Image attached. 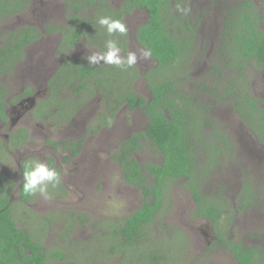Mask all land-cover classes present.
<instances>
[{
    "label": "rangeland",
    "instance_id": "374dc122",
    "mask_svg": "<svg viewBox=\"0 0 264 264\" xmlns=\"http://www.w3.org/2000/svg\"><path fill=\"white\" fill-rule=\"evenodd\" d=\"M108 1L112 8H116L123 0ZM189 1V9L194 12L193 17L201 11L204 12V15L198 26L199 42L195 55L187 63L188 67L191 66V75L189 74L187 79L182 78L180 86L192 98L200 100L204 105H210L211 100L208 94L195 85L202 83L203 86L205 81L207 85L211 78L207 74L209 62H213V49L214 45L218 44L220 19L224 15V10L219 5H212L210 0ZM251 1L258 10L264 9V0ZM64 2L65 0H28L29 4L26 9L7 15L0 20V33L10 30L8 27L18 25H32L42 33L47 27L56 24L57 30H59L67 23ZM128 19L129 27L134 28L139 22L141 24L147 19V13L145 10L136 9L125 20ZM85 26L89 38L98 42L101 48L105 47L107 40H116L117 38L109 36L98 22L92 21ZM129 27V34H131L133 30ZM260 28L264 30V24L261 23ZM59 38V32L49 33L29 44L26 48V56H28L17 64L15 68L18 70L17 73L13 72V74H17L15 83L12 81V76L2 77V83H5L4 86L11 98H14L21 88L29 85V77L35 78L39 92L35 98V106L39 100L44 102L42 103L44 109H42L45 112V117L42 116V113L41 119H33L31 117L32 110L27 112L25 116L30 114L29 117H31L26 123L29 126V143L17 153H0V178L5 185H15L16 180L21 178L18 172L20 156L30 161L31 164L43 162L58 172L63 185L61 194L49 193L50 196L47 199L39 193L33 195L29 206L20 207L18 213H22L21 209L26 210L25 212L29 209L35 216L28 217L26 221L20 217L21 220L17 221L18 217H16V222L29 230H35L38 234H42L40 242L45 248L47 256L53 251H59L62 258L66 254L64 260L50 259L46 264H74L70 262L72 257L89 256L98 248H106L109 239V233L108 231L106 233V230L112 224L121 225L129 213L135 211L143 203L140 191L122 179L123 170L112 158V155L121 145L123 138L126 139L133 132H143L148 117L142 108L129 110L127 105L123 104L115 117H112L113 123L111 121L105 124V127L100 128L98 116L105 111L107 105L97 89L91 92L92 83L97 78L102 79L105 82V88L112 89L119 97V92L128 87L135 76V69H137L138 74L131 82V87L139 95L149 97L147 79L143 73L151 65L152 59L142 55L146 52L143 47L135 42L129 43L126 46L125 54H120V56L126 59L130 52L135 53L137 55V62L133 66L135 69L107 65L104 67V71L103 69L95 70L88 90L80 95L64 91V95L59 93L58 96L50 97L47 88L45 89L44 78L51 77L58 69L59 63H62L66 57L81 59L88 63L86 56L102 53L92 43L85 42V39H80L73 49L62 52L60 51ZM200 44H206L205 49ZM102 64L104 62L101 61L95 65L103 66ZM247 67L246 73L251 86V96L260 98L259 105L264 108V67L260 68L253 62L248 63ZM30 68L34 69L36 76H25L23 70ZM166 73V69H163L151 74V78L159 79ZM17 79H20L21 82L17 83ZM67 96L71 100L64 103ZM210 116H212L216 127L223 126L234 144L231 142L233 157L225 159L222 156L210 174L207 173L203 181L205 192L214 194L219 191L223 197L221 204H224V200L227 201L230 210L234 212L227 224L225 222L222 225V228L225 229V238L245 245L264 247V150L261 148L260 142L251 135L252 130L250 131L249 125L238 114L233 113L229 105L221 103L214 106L212 111L210 110ZM105 120H107V115L103 113L100 121ZM206 127L210 126L207 124ZM77 138L82 139L81 151L76 156L69 157L67 151L62 148V141L74 142ZM52 143H56V145ZM202 145L208 152V156L211 157L214 152L205 143ZM239 145L242 148L240 151H238ZM229 151L230 149L227 154ZM134 155L142 166L145 163L161 161L160 152L142 139ZM72 167H75L74 171H71ZM61 170H63L62 174ZM199 173L200 170L197 167L194 178L198 177ZM244 178L258 189L259 201L255 204L253 200L250 207L242 210L239 209V194ZM148 180L150 182V177ZM170 187V194L164 202L163 215L152 224L151 229L155 232V230L159 231L165 227L164 233L167 235L170 230L176 228L186 236L189 242L185 251L181 247L182 243L176 244L177 254L183 253V256L178 259V264H238L225 246L215 244L216 237L213 235L214 227L211 223L193 215L195 203L182 183L175 181L170 184ZM48 190L54 192L53 187ZM16 197L15 192L12 198ZM51 210L57 212H54V218L42 221L43 216L48 215ZM61 211L66 214L62 216ZM69 212H76V216H71L75 223L67 233V229L64 228L69 227L71 220L68 216ZM23 215L25 216L27 213ZM80 217L84 220L78 219ZM103 220H106L107 226L101 225ZM116 263V258H112L106 263L97 261L91 264Z\"/></svg>",
    "mask_w": 264,
    "mask_h": 264
},
{
    "label": "trees",
    "instance_id": "16d2710c",
    "mask_svg": "<svg viewBox=\"0 0 264 264\" xmlns=\"http://www.w3.org/2000/svg\"><path fill=\"white\" fill-rule=\"evenodd\" d=\"M210 3L219 5L224 10V15L220 19L218 44L214 45L212 55L213 62H209L207 74L211 78L207 85L206 81L203 86L202 83L195 85L202 88L211 100L210 105H204L200 100L189 96L180 86L182 78L189 77L191 66L188 67L187 63L195 55L199 42L198 26L204 15L201 11L193 17L194 12L189 9L190 1L123 0L117 8H112L108 0H65L69 11L67 23L59 29L60 51H68L81 39L84 32L85 40L90 39L85 24L92 21L97 23L101 16L121 20L123 13L140 8L146 11L147 19L137 27L135 35L156 62L145 74L152 92L150 99L137 95L130 87L120 91L118 97L112 89L105 88V82L100 78L92 83L91 92L97 89L104 97V103L111 106L106 109L109 118L105 121H100L101 117L98 118V126L110 123L112 116H109V111L113 113L124 101L130 108L143 107L148 117L143 132L133 133L132 138L122 142L120 155H112L123 168L125 182L138 187L145 201L141 207L128 215L121 225L112 224L109 245L107 244L105 250L92 252L98 256L95 257L97 260L104 257L102 260L105 262L116 258L117 264H178V259L183 253L177 254L176 247L179 243H182V248L186 245V236L176 228L166 235L165 227L159 229L155 236L151 226L163 215L164 202L170 194V184L180 181L195 201L193 215L211 220L217 237L215 244H223L231 250L238 264H264L263 246L245 245L225 238L222 225L225 222L227 224L231 215H234L228 202L224 200V204L217 203L218 195L208 197L207 194L201 193L204 178L207 173L210 174L220 158L233 157L228 132L222 125L216 127L210 116V110L212 111L214 106L221 103L229 105L232 112L238 114L258 140L264 143V108L259 105L260 98L251 96V86L246 73L250 62L260 68L264 67V30L260 28V24H264V9L258 10L251 0H210ZM25 5L23 0H0V20L23 9ZM86 5L89 6L87 17L80 14L81 7ZM178 7L187 9V13L178 11ZM57 29V26H51L48 31ZM6 35L4 43L7 45L3 43L0 46V75L15 67L23 57V45L38 37L40 31L36 27L22 26L17 31L7 32ZM116 35L115 33L112 36L119 38L122 34ZM123 35L126 41L127 33ZM11 38L12 42L9 40ZM205 46L206 44L201 45L203 49ZM100 49L101 52L106 51V47ZM104 67L106 66L92 65L81 59L67 57L48 80L51 96H58L59 93L64 95V91L80 95L88 90L95 70L104 71ZM163 69L167 72L164 77L157 80L150 77ZM128 86H131V82ZM4 95L5 87L0 83V101ZM65 99L67 100L63 101L64 103L71 100L69 96ZM207 124L210 127H206ZM208 128L210 129L207 130ZM146 137L160 152V163H145L142 166L134 156L133 152L140 146V139ZM66 143L64 142L63 148L76 155L81 148L82 139L77 138L74 142ZM202 143L214 152L211 157ZM23 166L25 171L28 170L25 164ZM197 167L200 173L194 178ZM257 191L258 189L244 178L239 194V209L250 207L253 200L256 204L259 201ZM3 193L0 185V264H46L47 252H43L40 238L33 233L36 231L31 232L25 227L17 226L16 217L17 221H20V218L26 221L31 215L24 216L17 211L15 213L13 205L9 203V195ZM22 197L28 199L25 194H22ZM44 219L47 218L43 217L42 221ZM41 229L43 230V227ZM64 229H67L68 233L70 226Z\"/></svg>",
    "mask_w": 264,
    "mask_h": 264
},
{
    "label": "flooded vegetation",
    "instance_id": "af4514ba",
    "mask_svg": "<svg viewBox=\"0 0 264 264\" xmlns=\"http://www.w3.org/2000/svg\"><path fill=\"white\" fill-rule=\"evenodd\" d=\"M23 2L24 3H26V5H25V9L27 8V6H28V0H23ZM88 5H86V6H83V7H81V11H80V14L82 15V16H85V17H87V15H86V13H89V11H88ZM92 7H93V5H92ZM23 8V9H24ZM64 8H65V11H66V14H68V11H69V8L66 6V4H65V2H64ZM117 8V7H116ZM23 9H20V10H17V11H15L13 14H15V13H17V12H19V11H21V10H23ZM136 9H140V8H133V10L130 12V13H123L122 14V16H121V20H122V22L126 25V27H127V39H126V41H125V38H124V35H119L120 33H116L117 35L116 36H118L119 35V38H116V42H117V45H118V47L121 49V55H124L125 53V51H126V46L127 45H129V43H132V42H135L136 44H138L139 46H141V47H143L145 50H146V48L143 46V45H141L139 42H138V40H137V38H136V30H137V27L139 26V25H141V24H143L142 22H141V24H140V22L134 27V28H131V27H129V25L128 24H130V22H129V19L128 20H125L126 18H128L129 16H131L134 12H135V10ZM86 12V13H85ZM142 20V19H141ZM66 21H67V16H66ZM55 23V22H54ZM71 23L74 25V26H77L75 23H73L72 21H71ZM23 26H28V27H35V26H32V25H23ZM53 26H56V24H54ZM52 26V27H53ZM22 26H20V25H18V26H11V27H8V28H10V30L8 29V30H6V31H2L1 33H0V46L5 42V39H6V34H7V32L9 33V32H11V31H17V30H19L20 28H21ZM128 27L129 28H131L132 30H133V32L131 33V34H129V30H128ZM49 28H51V27H49ZM60 33V38H59V42L61 41L60 39H61V31L60 30H56V31H48V27L46 28V29H44V31H42V33H40V35L38 36V37H36V38H34V39H32L30 42H28V43H25L24 45H23V57H22V59L21 60H19V62L17 63V64H19L25 57H27L26 56V48L29 46V44H31L33 41H35V40H37L39 37H41V36H44V35H46V34H49V33ZM85 34H86V32H84L83 34H82V37H81V39H85L84 37H85ZM15 36H17V35H15ZM11 42L13 41V39L11 38V39H9ZM79 41V40H78ZM78 41L75 43V45L74 46H72V47H70V49H73L76 45H77V43H78ZM85 42H87V43H92L93 45H95L98 49H99V51H101V49H100V45L98 44V43H96V41L95 40H93V39H88V40H85ZM6 43H4V45H5ZM7 45V44H6ZM124 46H125V49H123L124 48ZM68 51H69V49H68ZM146 52H148L147 50H146ZM149 57L152 59V62H151V65L148 67V69L143 73V75H144V77L147 79V77L145 76V74L152 68V67H154L155 65H156V62H155V60L153 59V57H151L150 55H149ZM67 58V57H66ZM66 58L64 59V60H66ZM74 59H76V58H74ZM17 64L15 65V67H13L11 70H6L5 72H3L1 75H0V83L2 84V86L3 87H5L4 85H5V83H2V77L3 76H6V77H13V79H12V81H13V83H15V78H16V76H17V74H13V72L14 71H16V73H17V71L18 70H16L15 68H16V66H17ZM60 64L61 63H59V66H60ZM93 65V64H92ZM103 66H107V64L106 63H104V64H102ZM98 66H101V65H98ZM132 68H134L133 66H132ZM135 69V68H134ZM136 70V73H135V76H134V78L137 76V74H138V71H137V69H135ZM23 71H25V76L27 77V76H36V74H35V72H34V69L33 68H30V69H25V70H23ZM56 71H57V69H56ZM55 71V72H56ZM22 75V74H21ZM20 75V76H21ZM149 76H150V74H149ZM151 77V76H150ZM49 78L50 77H48V78H44V85H45V89L47 88V91L49 92V96L51 97V93H50V85L48 84V80H49ZM134 78L132 79V81L131 82H133L134 81ZM153 79V78H152ZM154 80V79H153ZM155 80H157V79H155ZM19 82H21V80L20 79H17V83H19ZM29 85H27L26 87H24V88H21L19 91H18V94L14 97V98H11L10 96H8V93H7V91H6V87H5V95L2 97L3 99L0 101V153L2 154V153H4V152H6V153H10V154H12V153H14V152H19L20 151V149H22L26 144H28L29 143V133H28V127L29 126H27L26 125V123L27 122H29V120H30V118L32 117L33 119H41V115H42V113H43V115L42 116H44L45 117V112H43V109H44V107L42 106V103H44V102H42L41 100H39L38 102H37V104H36V106H35V98H36V96H37V94L39 93L38 92V90H37V88H38V86L36 85V80H35V78H33V77H29ZM147 85L149 86V84H148V80H147ZM128 87H130V89H132V87L131 86H128ZM133 90V89H132ZM27 91H30L29 93L27 92ZM135 93H136V91L135 90H133ZM147 91L149 92V97H145V98H147V99H150L151 98V96H152V92H151V90H150V88L148 87L147 88ZM137 95H139L138 93H137ZM141 96V95H140ZM144 97V96H143ZM123 104H126L127 105V107L129 108V110H135V109H140V108H142L143 109V107H136V108H130L129 107V105L127 104V102H123L121 105H123ZM121 105L112 113L111 111H109L111 114L109 115V116H114L115 117V115H116V113L118 112V110H119V108L121 107ZM35 106V107H34ZM108 108H111V106H107ZM107 107H106V109H107ZM43 108V109H42ZM105 109V111L103 112V113H106V115H108V109L106 110ZM30 110H32V112H33V114H32V116L31 117H29V115L30 114H28V116L26 117L25 115L27 114V112L28 111H30ZM103 113H100L99 114V116H98V118H100V117H102L103 116ZM109 117L107 116V119H108ZM113 119H112V122L111 123H113ZM98 122H99V120H98ZM103 127H105L104 125L103 126H101L100 128H103ZM145 129V128H144ZM252 129H250V131H251ZM134 134H136V133H138V131L137 132H133ZM133 133H130V135L126 138V139H122V141H121V144H122V142L124 141V140H129L130 138H132V135H133ZM251 135L252 136H254V138L256 139V141H259L258 140V138H257V136L254 134V132L253 131H251ZM227 136V135H226ZM228 137V136H227ZM228 139H229V137H228ZM142 140H144V141H147L149 144H150V146H152V143H151V141H150V139H148L147 137L146 138H144V139H142ZM140 141H141V139H140ZM64 142L66 143V141H62V146L64 147ZM69 142V141H68ZM231 142H232V144H234V142H233V140L231 139ZM260 142V141H259ZM260 146H261V148L264 150V143H262V142H260ZM62 147V148H63ZM233 147H234V145H233ZM81 148H82V143H81ZM81 148H80V150H79V152L81 151ZM121 148V145L118 147V149H116V151L114 152V153H117L118 155H120V153H121V151H122V149H120ZM64 150H66L67 151V153H68V155H69V157H73V156H76V155H72L70 152H69V149H67V148H63ZM242 148L240 147V145H239V148H238V151H240ZM138 150V149H137ZM136 150V151H137ZM136 151H134L133 152V154H135V152ZM249 155V154H248ZM135 156V155H134ZM243 158V157H242ZM256 159H258V158H256ZM161 160H162V158H161ZM258 160H260V159H258ZM261 161V160H260ZM115 162H117L118 163V166L119 167H121V169L123 170V168H122V166L119 164V162L118 161H116L115 160ZM161 162V161H160ZM159 162V163H160ZM262 162V161H261ZM26 165L27 166V169H28V167L30 166V165H33V164H31L30 163V161H28V160H26V159H23V157L22 156H20V158H19V160H18V172H19V174H20V179H18V180H16V183H15V185L14 186H12V184H9V185H5L4 183H3V181H2V179L0 178V185L2 186V188H3V192L4 193H6V194H8L9 195V203L10 204H12L13 205V211L16 213V211H17V213L19 212V208L20 207H28L29 206V203H30V201L32 200V196H29V195H27V197H28V199H26V198H23L22 197V194H24V192H23V188H22V184H23V172H25V170H24V166L23 165ZM75 170V167H72V170L71 171H74ZM123 172V171H122ZM63 173V170H61V174ZM71 176L73 177V173L71 174ZM59 178H60V182H59V184H57L55 187H53V191L54 192H49V190H48V192L49 193H57V194H61V191H63V185H62V182H61V176L59 175ZM122 179L124 180V177H123V173H122ZM125 181V180H124ZM128 184V183H127ZM128 185H130V184H128ZM131 186H133V187H135L138 191H140V189L138 188V187H136V186H134V185H131ZM48 188H52V186L51 185H49L48 186ZM186 189V188H185ZM187 190V189H186ZM188 191V190H187ZM16 192V195H17V197L16 198H12V195H13V193H15ZM189 192V191H188ZM3 193V194H4ZM140 193H141V191H140ZM190 193V192H189ZM201 193H203V194H207L208 195V197H213V196H215V195H218V198H217V203H221L222 202V199H223V197H221V195H220V193H219V191H217V193H211V194H208V193H206L205 192V189H204V186H202V192ZM190 196H191V198H192V200L194 201V199H193V197H192V195H191V193H190ZM141 198H142V200H143V203H144V201H145V199H144V197H143V194L141 193ZM142 203V204H143ZM194 203H195V201H194ZM21 204V205H20ZM141 204V205H142ZM141 205H140V207H141ZM138 209V208H137ZM136 209V210H137ZM135 210V211H136ZM21 211H22V213L24 214V213H27V214H30L31 216L30 217H33L34 216V214L32 213V211L31 210H29V209H27V212H25L26 210H24V209H21ZM54 212L55 213H57L55 210H51V211H49V213H48V215L47 214H45L43 217H45V218H47V220L49 221V218H51V219H53L54 217H53V214H54ZM134 212V211H133ZM132 212V213H133ZM76 212H69L68 213V216H69V218L71 219L70 220V223H69V226H70V230H71V228H72V224L74 225V220H73V217H71L72 215L73 216H76V214H75ZM60 214H62V216L64 215V214H66V213H63L62 211L60 212ZM16 216H18L17 214H16ZM201 218H203V220H205V221H208L209 223H211V220L210 219H208V218H206V217H202V216H200ZM222 218H224V217H222ZM78 219H80V220H84V218H82V217H80V218H78ZM81 223H83V221H81ZM107 224L108 223H106V220H103V221H101V225H104V226H107ZM114 225H116V224H114ZM17 226L19 227V228H21V227H23L22 225H19L18 223H17ZM27 229V228H26ZM102 231H103V229H101ZM152 230V229H151ZM28 231H31V230H29L28 229ZM107 231H108V233H109V239H108V241H107V244L109 245V241H110V239H111V233H110V231H111V227L108 229V230H106V233H107ZM181 231V230H180ZM32 232V231H31ZM157 232H158V230H155V233H154V235L156 236V234H157ZM33 233H36L37 235H36V237L38 236L39 238H40V240H41V236H42V234H38L37 232H33ZM172 233V231L171 232H169V234H171ZM183 234V233H182ZM184 235V234H183ZM215 237H216V235L215 234H213ZM185 236V235H184ZM186 241H187V239H186ZM216 241H217V237H216ZM189 242V240L186 242V245H187V243ZM120 244V243H119ZM42 245V244H41ZM186 245L183 247L184 248V251L186 250ZM223 245V244H222ZM43 246V245H42ZM224 246V245H223ZM98 249H100V248H98ZM106 248H103V249H101V250H105ZM226 249L227 250H229L227 247H226ZM230 252H231V250H229ZM43 252H46V250H45V248L43 249ZM28 253H29V251H28ZM53 253H55V254H60L59 256H53L52 254ZM94 253H95V251H94ZM231 254H232V252H231ZM233 256V255H232ZM65 257H66V254H64V256H63V258L65 259ZM95 257H98L97 255H94V254H92V252H91V255H89V256H87V255H79V256H77V257H72L71 258V260L72 261H70V262H73L74 264H91V263H94V262H102V263H106L105 262V260H102V259H104V257H99V258H102L101 260H97V258H95ZM62 258V256H61V253L59 252V251H53V252H51L50 253V255L48 256V257H46V263L50 260V259H53V260H55V261H62V260H64ZM116 262H117V259H116ZM238 263V262H237ZM117 264V263H116Z\"/></svg>",
    "mask_w": 264,
    "mask_h": 264
},
{
    "label": "clouds",
    "instance_id": "9594fccd",
    "mask_svg": "<svg viewBox=\"0 0 264 264\" xmlns=\"http://www.w3.org/2000/svg\"><path fill=\"white\" fill-rule=\"evenodd\" d=\"M178 11H183L186 14L188 10L178 7ZM98 23L106 29L109 36L115 33L123 35L127 32L126 25L119 19L101 16L98 18ZM105 47L106 51L102 53H93L90 56H86L88 64L95 65L102 61L108 65H115L120 68L132 67L136 64L137 55L135 53L130 52L126 59L120 56V48L115 40H107ZM150 54V51L142 53L145 58ZM59 182L58 172L43 162H36L23 172V192L25 195L33 196L39 193L47 199L50 196L48 186L55 187Z\"/></svg>",
    "mask_w": 264,
    "mask_h": 264
}]
</instances>
